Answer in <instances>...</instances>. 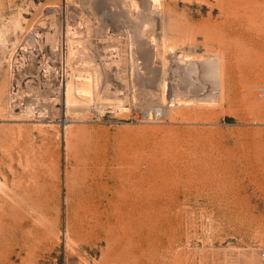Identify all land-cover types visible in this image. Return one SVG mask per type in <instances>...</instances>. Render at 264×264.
Listing matches in <instances>:
<instances>
[{
	"label": "rangeland",
	"instance_id": "374dc122",
	"mask_svg": "<svg viewBox=\"0 0 264 264\" xmlns=\"http://www.w3.org/2000/svg\"><path fill=\"white\" fill-rule=\"evenodd\" d=\"M258 26L264 0H0V264H264Z\"/></svg>",
	"mask_w": 264,
	"mask_h": 264
},
{
	"label": "bare ground",
	"instance_id": "6f19581e",
	"mask_svg": "<svg viewBox=\"0 0 264 264\" xmlns=\"http://www.w3.org/2000/svg\"><path fill=\"white\" fill-rule=\"evenodd\" d=\"M151 1H155V0H151ZM150 13V12H149ZM254 14V12H247L246 13V17H245V19H243V20H241V21H238V22H244L245 24H247L249 21H250V19L254 16L253 15ZM150 16V15H149ZM160 17V16H159ZM238 22H235V23H232L231 25H227V26H224L222 29L224 30L220 35H219V37H218V41H221V39H223L225 36H226V33H228L230 30L232 31V30H234V28H236V26L238 25ZM243 29V28H242ZM161 30V29H160ZM159 32H161V31H159ZM142 35V34H141ZM255 35L256 36H262L263 37V40H264V30H261V29H259V26H258V28L256 29V31H255ZM162 37H160V39H161ZM165 38V37H164ZM163 38V39H164ZM166 39V38H165ZM171 40H174V38H172ZM153 42V41H152ZM155 43V42H154ZM152 44V43H151ZM162 44V43H161ZM263 46H264V43H263ZM162 47V46H161ZM152 50H154V49H152ZM162 50V49H161ZM170 51H171V49H170ZM174 51V50H173ZM70 52H72L71 50H70ZM73 53V52H72ZM70 54V53H69ZM75 54H76V52H75ZM80 54H81V52H80ZM72 55V54H71ZM154 55V54H153ZM213 56H215L216 57V59L214 60V61H202L201 63H202V68H204V67H206V68H208L207 70L209 71L210 70V68H212V70H211V72H213V74H216L217 75V77H216V82H214L213 83V81H212V87H214V86H216V84L218 85V86H220V93H219V100H223L224 99V97H225V94H226V91H227V95H228V93H229V91H228V86H229V84H231V82H230V80H231V76L228 74L229 72H228V70H229V62H230V60H233V58H234V53L230 50V49H228V48H226V46H220V47H217V51H216V53H214V55ZM71 57V56H70ZM211 59V58H210ZM144 60V59H143ZM185 60V59H184ZM187 60V59H186ZM206 60V59H205ZM263 60V59H262ZM262 60L260 61V67H264V61L262 62ZM188 64V63H187ZM197 64V63H196ZM198 65V64H197ZM210 67V68H209ZM199 68V67H198ZM206 68H205V72L207 71L206 70ZM201 69V68H200ZM189 71V70H188ZM210 72V73H211ZM200 73H201V71H200ZM203 73V72H202ZM208 73V72H207ZM209 73V74H210ZM209 74H207V76L209 77ZM206 74H204V76H205ZM206 77V76H205ZM207 78V77H206ZM197 79V78H196ZM189 80V79H188ZM205 80V79H204ZM87 81H89V80H87ZM201 82V81H200ZM203 82V81H202ZM204 82H206V81H204ZM84 83V82H83ZM208 83V82H207ZM216 83V84H215ZM89 83H87V84H85V86H86V89H82V88H80V91H79V94H78V101H73L72 100V97L74 96H76L75 94L74 95H72V90H73V88H71V86H70V84H68L67 85V89H66V92H65V97H66V104H70V103H72V104H74V103H78L79 104V106H81V108H82V105H85L86 106V104L87 103H89V105H90V102L92 103V101H91V95H90V89L88 90L87 89V85H88ZM198 84V83H197ZM213 84H215L214 86H213ZM192 85V84H191ZM180 86V85H179ZM72 87H74V86H72ZM165 87V86H164ZM190 87V86H189ZM194 87V86H193ZM203 87H204V85H203ZM217 87V86H216ZM215 87V88H216ZM76 88V87H75ZM89 88V87H88ZM188 88V87H187ZM231 88V87H230ZM77 89V88H76ZM79 89V88H78ZM82 89V90H81ZM217 89V88H216ZM164 90H166V89H164ZM218 90V89H217ZM73 91H76V90H73ZM191 91H192V89H191ZM216 91V90H215ZM232 91V90H231ZM199 92V91H198ZM201 92V91H200ZM193 93V92H192ZM226 95V96H227ZM231 95V94H230ZM229 96V95H228ZM77 97V96H76ZM231 97V96H230ZM228 98V97H227ZM232 98V97H231ZM230 98V99H231ZM261 104H263V103H261V101L258 99V98H256L255 96H254V100L253 101H251L250 103H249V105H248V107L250 108V109H254V108H257V107H259V106H261ZM74 105H76V104H74ZM88 105V104H87ZM69 106V105H68ZM71 106V105H70ZM78 106V107H79ZM85 106H83V108L85 109ZM151 114V113H150ZM150 116V115H149ZM251 148V147H250ZM248 149V148H247ZM246 150V149H245ZM246 154V153H245ZM250 158V157H249ZM258 158V157H257ZM256 159V158H255ZM254 160V159H253ZM259 160V159H258ZM247 161V160H246ZM258 163V162H257ZM263 165V164H262ZM252 167V166H251ZM254 167H256L255 165H254ZM257 167H258V165H257ZM259 167H261V165L259 166ZM263 168V167H262ZM252 169V168H251ZM250 170V169H249ZM252 174V173H251ZM120 215V214H119Z\"/></svg>",
	"mask_w": 264,
	"mask_h": 264
}]
</instances>
